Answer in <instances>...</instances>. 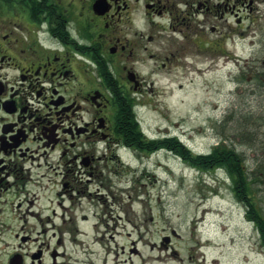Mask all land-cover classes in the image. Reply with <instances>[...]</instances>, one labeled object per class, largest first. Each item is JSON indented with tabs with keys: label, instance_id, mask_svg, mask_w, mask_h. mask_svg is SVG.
Segmentation results:
<instances>
[{
	"label": "flooded vegetation",
	"instance_id": "flooded-vegetation-1",
	"mask_svg": "<svg viewBox=\"0 0 264 264\" xmlns=\"http://www.w3.org/2000/svg\"><path fill=\"white\" fill-rule=\"evenodd\" d=\"M235 1L0 0V264H221L223 244L175 246V230L159 242L166 258L146 260L121 232L114 252L104 213L92 221L65 202L104 197L103 183L91 188L99 164L163 148L139 125L154 91L144 70L178 66L198 38L222 36Z\"/></svg>",
	"mask_w": 264,
	"mask_h": 264
},
{
	"label": "rangeland",
	"instance_id": "rangeland-1",
	"mask_svg": "<svg viewBox=\"0 0 264 264\" xmlns=\"http://www.w3.org/2000/svg\"><path fill=\"white\" fill-rule=\"evenodd\" d=\"M250 2L235 1L238 16L226 12L224 34H209L208 43L198 38L187 62L154 72L146 66L154 91L145 88L138 118L155 142L178 137L197 154H210L219 142L235 150L253 178L252 200L264 214V0H252L248 7ZM160 145L138 160L123 155V164H99L103 181L91 188L103 189V183L104 197H75L65 204L74 205L78 214H91L92 221L104 213L114 252L127 243L121 232L138 242L146 260L166 258L159 242L175 230L182 236L175 246L184 247L198 236L223 244L218 249L221 264H264L260 232L247 217L228 170L214 165L203 174L207 169L187 168L189 163L174 149ZM90 232L94 237L95 231Z\"/></svg>",
	"mask_w": 264,
	"mask_h": 264
},
{
	"label": "trees",
	"instance_id": "trees-1",
	"mask_svg": "<svg viewBox=\"0 0 264 264\" xmlns=\"http://www.w3.org/2000/svg\"><path fill=\"white\" fill-rule=\"evenodd\" d=\"M159 142L165 147L174 149L189 164L199 169H208L214 165L226 166L233 177L236 195L240 201L246 204V215L258 228L264 243V214L252 200L254 189H252L251 182L253 178L246 171L242 157L235 150L227 149V145H223L216 147L209 155H197L182 144L178 137H164Z\"/></svg>",
	"mask_w": 264,
	"mask_h": 264
},
{
	"label": "bare ground",
	"instance_id": "bare-ground-1",
	"mask_svg": "<svg viewBox=\"0 0 264 264\" xmlns=\"http://www.w3.org/2000/svg\"><path fill=\"white\" fill-rule=\"evenodd\" d=\"M205 212H209V211L205 210Z\"/></svg>",
	"mask_w": 264,
	"mask_h": 264
}]
</instances>
